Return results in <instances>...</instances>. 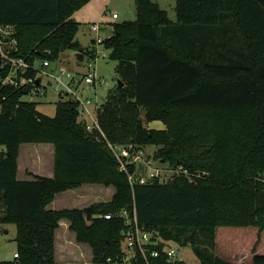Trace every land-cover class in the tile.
I'll use <instances>...</instances> for the list:
<instances>
[{
  "label": "trees",
  "instance_id": "obj_1",
  "mask_svg": "<svg viewBox=\"0 0 264 264\" xmlns=\"http://www.w3.org/2000/svg\"><path fill=\"white\" fill-rule=\"evenodd\" d=\"M87 1L0 0V25L17 29L12 55L34 66L37 58L79 50L73 13ZM135 4L136 19L114 22L102 43L125 82L98 109L104 135L86 130L75 99L59 94L53 116L39 111L24 99L32 89L24 93L27 84L7 82L11 65L0 63V223L16 225L18 254L0 264H106L122 253L135 211L153 239L190 245L199 262H168L160 242L150 245L147 259L137 253L134 264H241L215 253L217 227L264 228V0H176V21L158 1ZM33 66L23 76L37 84L40 69ZM141 108L148 122L165 126L145 125ZM44 141L55 144L54 175L19 179L21 145ZM108 143L133 146L131 156L154 146L153 159L190 177L132 180L136 164L130 157L128 171L121 169ZM196 171L210 175L190 182ZM86 182L113 185L111 200L47 208L57 193ZM63 218L76 240L90 245L91 263L57 260ZM242 264H264V254Z\"/></svg>",
  "mask_w": 264,
  "mask_h": 264
},
{
  "label": "rangeland",
  "instance_id": "obj_2",
  "mask_svg": "<svg viewBox=\"0 0 264 264\" xmlns=\"http://www.w3.org/2000/svg\"><path fill=\"white\" fill-rule=\"evenodd\" d=\"M155 1H158L160 6L167 10L169 17L173 21L177 20L175 10L176 0ZM136 17L135 0H88L73 13V18L79 22L76 39L80 42L81 46L87 47L83 60L78 59L77 53L79 50L70 48L62 51L57 59L51 60L50 65L43 68L41 66H43L44 59L37 58L35 65L40 67L42 72L37 75L36 81L40 80L39 85L43 84L46 86V92L38 94L28 93L25 94L24 99L36 101L39 111L53 116L56 112V101L59 99V94H61L63 100L73 99L71 93H66L67 85H70L81 98L90 99L93 102L92 108H95L93 110L97 116L99 107L109 93L116 91L117 87L120 86L119 81L123 82V86L125 82L117 71V60L110 58L109 52L104 48L103 44L93 43V40L98 36V32L93 29V26L99 23L101 26L100 35L106 38L112 34L114 22L135 20ZM16 30V25H10V28L5 30L0 29V38L7 35L8 31H11L12 36H15ZM12 36L9 35L7 38L9 39ZM96 50L98 51L97 58H95ZM103 52L107 55L103 56ZM90 61H93L91 66ZM45 73L49 74L45 75ZM90 73H96L98 80L87 86L85 76ZM10 76L13 77L14 74H10ZM58 87L61 89L60 91L57 89ZM94 103L96 104L94 105ZM145 113L146 109L141 108L140 117L143 118L144 124L148 127L163 128L165 126L160 120L148 122L145 118ZM33 146H37V149L44 151V154L38 155L37 149L32 154L30 149ZM154 150V146H146L138 151V162L144 165L151 162L153 166V168H148L150 170L149 174H147L148 169L143 172L144 176L149 177L150 173H154L164 181L184 176V174H181V167L173 166L160 159H153L152 154ZM18 159L21 170L18 175L19 179H24L23 175L26 165H30L40 175L50 176L54 171L55 144L48 141L25 142L21 145V153ZM209 175L210 173L207 171H201L200 173L196 171L194 178L199 180ZM77 188L78 191L76 192L79 194L72 196L70 194L72 190H67L63 193L66 197L62 195L59 199V204L61 206H68L69 208H84L91 203L90 200L92 199H89V195H97V199L93 197L94 201L92 200L93 203L91 204L105 203L111 200L114 186L100 182H86ZM80 192L85 193V195L77 197L81 195ZM65 220L69 221L66 218ZM64 228L62 227L56 233L55 250L57 257H59V253L63 250L64 240L66 241V236L63 234L64 231H62ZM16 236L17 227L15 224L0 223V260H12L16 257ZM69 239L71 243L78 242L79 244L77 243V245L79 246L72 247L67 251L68 257L65 258V261L78 262L79 260L80 262L91 263L93 255L90 245L86 242L74 241L73 233L70 234ZM257 250H259L258 253L264 254V228L260 225H221L217 227L215 253L229 260L248 263ZM178 258L189 263L199 262L190 245L180 246Z\"/></svg>",
  "mask_w": 264,
  "mask_h": 264
},
{
  "label": "built area",
  "instance_id": "obj_3",
  "mask_svg": "<svg viewBox=\"0 0 264 264\" xmlns=\"http://www.w3.org/2000/svg\"><path fill=\"white\" fill-rule=\"evenodd\" d=\"M7 28H10V25H0V29L5 30ZM93 29L96 30L98 32V36L95 38V42L96 44H102L104 39L101 35H100V29L101 26L100 24H94ZM7 35H4L3 38H0V63L3 65H6L8 63H10L11 65V70L9 72V76H8V81L7 82H11L14 85H18L21 82L25 83V84H29V83H35V79L33 77H25L23 76L26 72V70L33 66L31 65L29 62H27L26 60H24L23 58L20 57H15L12 55L11 51L12 48L16 47V39L14 37H9V39L7 38L9 35L12 34L11 31H8V33H6ZM96 55L95 58H97V53L98 51L96 50ZM103 56L107 55L105 52L102 53ZM93 61H90V66L92 65ZM50 65V61L49 60H44L43 61V66H41L42 68L44 66ZM33 67H37L36 65H34ZM40 72H42V69L39 67ZM39 72V73H40ZM18 73L22 74L21 79L19 80L18 77ZM38 73V74H39ZM14 74L13 77L10 76ZM49 73H45V75H48ZM97 74L96 73H90L87 74L85 76V81L87 83V86H89V84L91 83H95L97 82ZM59 89V91L61 90L59 87L57 88ZM64 90V89H63ZM32 92L34 94H38V93H45L46 92V86L43 84L37 85L34 84V88H32ZM67 94L71 93L73 95V99L77 100L79 102V109H80V115L83 116L84 119H86V130L88 132H99L101 134L104 135L101 126L99 124L98 121V117L94 114V110L95 108L93 107V102L90 99H83L81 98L78 93H76L75 90H73L71 88L70 85H67ZM96 103H94L95 105ZM94 109V110H93ZM109 147L113 150V152L115 153L116 157L119 159V161L121 162V169L123 170H127V161H125L126 159L130 158L132 159V161L136 164V168L137 171H135V173L137 175H135L134 173H130L129 174V178L132 180H136L139 181L140 183H146L148 180H150L151 178H153L154 176H158L155 175L154 173H150L149 177L144 176L143 172L146 171L149 167L153 168L152 163L148 162L147 164H143L142 168H139V163L137 158L139 157L138 152H134V154L131 156V150H133V146L130 147H116L115 145H113L112 143H108ZM149 169L147 171V174H149ZM181 173H184L186 176H189V173L186 170H182L181 168ZM135 175V176H134ZM161 179V178H160ZM195 180L194 177H191L190 182H193ZM168 181V180H166ZM124 215L128 216V212L126 210H123L122 212ZM134 225L131 226L130 228H128L125 232H124V240H123V248H122V253L115 258L109 257L107 258L106 264H134L137 260V253L141 254L145 259H147L148 256V250L150 249V245L152 244H158L160 242L164 243V252H166L167 257H168V262L170 263H174L177 260H180L178 258V256L180 255V246L176 245L174 242L172 241H165L162 238H156L153 239V233L145 230L143 227H141L138 224L137 221V214L136 211L134 212ZM112 216V214H106L105 217L106 218H110ZM151 255L153 256H157L158 255V251L152 250L151 251ZM18 256V254L16 253V257Z\"/></svg>",
  "mask_w": 264,
  "mask_h": 264
},
{
  "label": "crops",
  "instance_id": "obj_4",
  "mask_svg": "<svg viewBox=\"0 0 264 264\" xmlns=\"http://www.w3.org/2000/svg\"><path fill=\"white\" fill-rule=\"evenodd\" d=\"M172 20V19H171ZM37 149V146L36 147H31V149H30V152H32V154L35 152V150ZM37 153H38V155L39 154H44V151H42V150H39V149H37V151H36ZM20 153H21V150H20ZM20 168H19V161H18V175H19V173H20ZM54 172V171H53ZM52 172V175H50L49 177H52L53 175H54V173ZM32 174H39V173H37L33 168H31L30 167V165H26L25 166V169H24V175H23V178L24 179H27V178H32L33 176H32ZM68 190H72L71 192H70V194L72 195V196H76V194H79L78 192H76V191H78V188H74V189H68ZM65 191H67V190H65ZM65 191H62V192H59V193H57L56 195H55V197H54V199L47 205V208L48 209H53V210H58V209H62V208H69L68 206H64V205H60L59 204V199L62 197V195H64L63 193L65 192ZM114 191H115V189L113 188V192H112V195L114 194ZM80 194L81 195H78L77 197H79V196H82V195H85V193H82V192H80ZM65 197H66V195H64ZM93 197H95V199H97V195H89V199H92L93 201H94V199H93ZM88 199V200H89ZM92 200H90L91 201V203H93V201ZM90 203V204H91ZM73 208H75V207H73ZM62 227H65L62 231H64L63 232V234L66 236V241L64 240V245H63V250L59 253V257H57V255H56V258H57V260L59 261V262H71V261H65V258L66 257H68L67 256V251H69V249H71L72 247H75V246H79V245H77V243L78 242H76V243H71V241H70V239H69V237H70V234L71 233H73L74 234V241L76 240L75 239V233L70 229V223H69V221H66L65 219H63V220H61L60 221V226L57 228V230H56V233H58L59 232V230L62 228ZM79 244V243H78ZM82 244V243H81ZM66 252V253H65ZM259 252V250H257V252L256 253H258ZM218 254V253H217ZM254 255V254H253ZM221 256V255H220ZM253 257V256H252ZM251 260H252V258H251ZM250 260V261H251ZM78 262H80L79 260H78ZM237 262V261H236ZM246 262H248V261H246ZM239 263H243V262H239Z\"/></svg>",
  "mask_w": 264,
  "mask_h": 264
},
{
  "label": "water",
  "instance_id": "obj_5",
  "mask_svg": "<svg viewBox=\"0 0 264 264\" xmlns=\"http://www.w3.org/2000/svg\"><path fill=\"white\" fill-rule=\"evenodd\" d=\"M94 42H95V40H93V43H94ZM85 49H87V47H84V46L80 47V49H79V51H78V53H77V56H78V59H79V60H83V58H84V53H83V51H84ZM36 83L39 84V83H40V80H37ZM119 84H120V86H123V82L119 81ZM33 86H34V84H32V83L27 84V85L24 87L23 92H24V93H28V92L33 88ZM142 167H143V163H139V168H142Z\"/></svg>",
  "mask_w": 264,
  "mask_h": 264
}]
</instances>
